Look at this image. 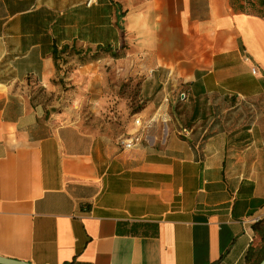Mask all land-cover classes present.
Instances as JSON below:
<instances>
[{"label":"crops","instance_id":"obj_1","mask_svg":"<svg viewBox=\"0 0 264 264\" xmlns=\"http://www.w3.org/2000/svg\"><path fill=\"white\" fill-rule=\"evenodd\" d=\"M85 1L0 0V256L255 264L261 129L207 130L201 117L210 93L264 95V17L231 0ZM63 45L137 52L154 71L142 85L146 109L173 97L192 102L189 117L122 149L132 127L111 134L46 116L32 95L55 88L52 50Z\"/></svg>","mask_w":264,"mask_h":264},{"label":"rangeland","instance_id":"obj_2","mask_svg":"<svg viewBox=\"0 0 264 264\" xmlns=\"http://www.w3.org/2000/svg\"><path fill=\"white\" fill-rule=\"evenodd\" d=\"M60 48L52 79L55 88L49 92L37 88L32 95V101L45 105L46 116L61 115L64 122L111 134L126 133L133 120L141 117L143 122L149 121L148 133L155 127H160L162 133L166 123L150 121L157 105L146 109L147 98L142 93V85L154 71L144 63L143 57L137 52L128 54L123 45L115 50L77 45ZM168 100L167 123L178 120L184 124L191 113L192 102L184 103L173 97ZM50 106L58 109L51 112ZM201 121L208 124L207 130L241 126L251 127L253 131L261 129L264 138V95L243 98L210 93L204 98ZM262 148L264 152V143Z\"/></svg>","mask_w":264,"mask_h":264},{"label":"built area","instance_id":"obj_3","mask_svg":"<svg viewBox=\"0 0 264 264\" xmlns=\"http://www.w3.org/2000/svg\"><path fill=\"white\" fill-rule=\"evenodd\" d=\"M95 2L96 0H86L85 4L89 6ZM181 94H182V99H185L188 96V93L186 91H183ZM167 102H168V98L164 97L163 102L157 106L155 112L152 114V117L150 119L151 122L157 121L161 123H167V121L169 120ZM156 113H158V117L154 119ZM148 128H149V121L145 123L143 122L141 117H136L133 120L132 131L127 133L125 136L121 137L118 141V145L122 149L133 148L137 143L142 141V139L146 135ZM189 131L190 130L188 128L182 129V132L185 134H187Z\"/></svg>","mask_w":264,"mask_h":264},{"label":"trees","instance_id":"obj_4","mask_svg":"<svg viewBox=\"0 0 264 264\" xmlns=\"http://www.w3.org/2000/svg\"><path fill=\"white\" fill-rule=\"evenodd\" d=\"M256 3H254V0H231V3L238 9L240 10H248V8L250 9H254L256 8L255 7V4H257V8H261V9H256L254 10L256 13H258L260 16H263L264 17V11H259V10H262L264 9V0H255ZM66 48V45H63L61 46L60 50L61 49H65ZM59 49V48H58ZM56 47L53 48L52 50V57H53V60H54V64L56 66V59H57V55H58V50ZM106 50H110L108 48H106ZM253 226L255 228H258V229H261L264 227V217L261 219V221H258L256 223L253 224ZM262 230V229H261ZM260 235H261V244H262V247H263V250H264V232L260 231ZM248 254H249V251H248ZM248 256V255H247ZM264 257V251H263V254L261 255V258L260 260ZM258 260L255 264H258V262L260 261Z\"/></svg>","mask_w":264,"mask_h":264},{"label":"water","instance_id":"obj_5","mask_svg":"<svg viewBox=\"0 0 264 264\" xmlns=\"http://www.w3.org/2000/svg\"><path fill=\"white\" fill-rule=\"evenodd\" d=\"M57 109L58 108L54 106L49 107V110L51 112H54ZM0 264H31V263L0 256ZM258 264H264V257L258 262Z\"/></svg>","mask_w":264,"mask_h":264},{"label":"bare ground","instance_id":"obj_6","mask_svg":"<svg viewBox=\"0 0 264 264\" xmlns=\"http://www.w3.org/2000/svg\"><path fill=\"white\" fill-rule=\"evenodd\" d=\"M157 117H158V113H156V114H155V117H154V119H155V118H157Z\"/></svg>","mask_w":264,"mask_h":264}]
</instances>
